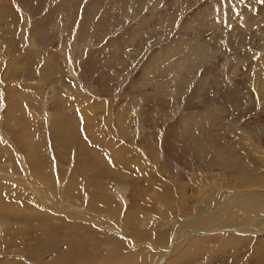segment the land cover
<instances>
[{"label":"rangeland","instance_id":"rangeland-1","mask_svg":"<svg viewBox=\"0 0 264 264\" xmlns=\"http://www.w3.org/2000/svg\"><path fill=\"white\" fill-rule=\"evenodd\" d=\"M244 173L264 0H0V264H264Z\"/></svg>","mask_w":264,"mask_h":264},{"label":"bare ground","instance_id":"bare-ground-1","mask_svg":"<svg viewBox=\"0 0 264 264\" xmlns=\"http://www.w3.org/2000/svg\"><path fill=\"white\" fill-rule=\"evenodd\" d=\"M2 24H4V23H2ZM63 114V113H62ZM190 127V126H189ZM200 127V126H199ZM193 130V129H192ZM189 133V132H188ZM193 133V132H192ZM190 135H191V133H189ZM188 134V135H189ZM193 134H195V133H193ZM192 136V135H191ZM102 138V137H101ZM189 138H190V136H189ZM103 140V139H102ZM110 143H111V141H109ZM113 143V142H112ZM104 145H106L105 143H103ZM109 145H111V144H109ZM112 147V146H111ZM106 148V147H105ZM197 148V147H196ZM107 149H109V148H107ZM194 149V148H193ZM196 150V149H195ZM118 152V151H117ZM201 152V151H200ZM216 153L214 154V152H213V156H211V158L213 157V162H214V164L219 160L220 161V159H219V157L221 156L220 154H221V152L220 151H215ZM201 154V153H200ZM223 154V153H222ZM201 156V155H200ZM205 156V155H204ZM26 157V156H25ZM206 157V156H205ZM232 157V156H231ZM221 159H223V157H221ZM204 160V159H203ZM237 161V160H236ZM242 161V160H241ZM218 163V165H219V162H217ZM227 163H230V162H227ZM227 163H224V168L225 169H228V164ZM233 163H234V161H233ZM140 165H142V164H140ZM217 165V164H216ZM234 165V164H233ZM143 166V165H142ZM220 166V165H219ZM221 166H223V165H221ZM236 166V165H235ZM147 167V166H146ZM239 167V166H238ZM237 166H236V168H235V170L236 171H240L241 170V167L242 166H240V169L238 168ZM245 167V166H244ZM143 168V167H142ZM243 168V167H242ZM244 170H246L245 168H243ZM251 172V171H250ZM238 173V172H237ZM240 174V173H239ZM245 174V173H244ZM243 174V175H244ZM246 175H248V174H245L244 176H245V178H246V183L248 184H250V185H248V186H256V187H258V188H262V189H264V175L263 174H255V177H257V180L255 181V179L253 178V179H250L249 177H247ZM244 178V179H245ZM252 178V177H251ZM263 178V179H262ZM243 180V179H242ZM25 181V180H24ZM27 182V181H26ZM28 182L29 183H32L31 182V179L30 180H28ZM244 182V181H243ZM247 184H246V186H247ZM238 186V185H237ZM263 205H264V201L260 204V205H258V207H257V209H258V211H261L260 209L263 207ZM10 210V209H9ZM27 210V209H26ZM262 213H254L252 216V218L251 219H249V220H255V222L256 223H258V225L259 226H255V224L254 223H252V222H246L245 224H241V223H236L235 224V226H234V223L233 222H229L228 224H225V225H221V226H217L216 228H214L213 230H211V231H207L206 233H208V234H210V233H214V232H217V233H223V230H227V232H231V233H237V232H241V233H254L255 235H261L262 233L264 234V211H261ZM249 213L250 214H252L253 213V211L251 210V209H249V208H246L245 209V211H243V213H242V215L241 216H243V217H245V215L246 214H248V216H249ZM239 214V212L237 213V215ZM247 218V217H246ZM180 228L179 229H177V231H175V234H174V237L171 239V242H170V240H169V242L173 245V248H176V246L177 245H175L176 244V242H178L179 241V237H180V235H181V233L182 232H187V233H190V234H195V233H197V232H200V230L198 229V228H194V227H189V228H185L183 225H180L179 226ZM258 227H261V229L262 230H258V231H256V232H253L254 231V229L255 228H258ZM165 232V231H164ZM166 234V233H165ZM169 235V234H168ZM161 239V238H160ZM158 241H162V239L161 240H158ZM167 241V240H166ZM228 240H226V242H227ZM162 242H164V241H162ZM174 242H175V244H174ZM168 243V242H167ZM170 245V244H169ZM171 246V245H170ZM167 252V251H166ZM165 252V253H166ZM146 254H148V253H146ZM173 254V253H172ZM170 255V254H169ZM142 256H144V255H142ZM151 256H152V254H151ZM180 256V255H179ZM145 257V258H144ZM143 258V260H144V262H148V258H146V256H144ZM142 258V257H141ZM179 258V257H178ZM177 258V259H178ZM152 259V258H151ZM174 260H176V258H173ZM163 260V259H162ZM152 261V260H151ZM150 261V262H151ZM14 262V261H13ZM167 262V261H166ZM128 263V262H127ZM165 263V262H164ZM160 264V263H159Z\"/></svg>","mask_w":264,"mask_h":264}]
</instances>
